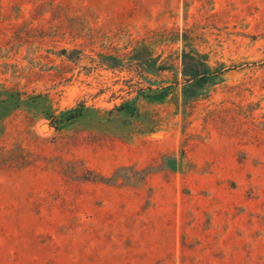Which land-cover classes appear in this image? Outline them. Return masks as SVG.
<instances>
[{
    "label": "rangeland",
    "instance_id": "1",
    "mask_svg": "<svg viewBox=\"0 0 264 264\" xmlns=\"http://www.w3.org/2000/svg\"><path fill=\"white\" fill-rule=\"evenodd\" d=\"M0 264H264V0H0Z\"/></svg>",
    "mask_w": 264,
    "mask_h": 264
},
{
    "label": "trees",
    "instance_id": "2",
    "mask_svg": "<svg viewBox=\"0 0 264 264\" xmlns=\"http://www.w3.org/2000/svg\"><path fill=\"white\" fill-rule=\"evenodd\" d=\"M132 59L143 65L145 71L150 74H156L159 72L171 70V67H168V65L165 62H162L158 65V58L153 57L151 50H149V48L145 44H142L134 49ZM182 60H183V76L186 82L199 83L202 78H205L204 73L209 68L208 66H206L205 55L200 54L199 52L196 51H192V52L184 51L182 54ZM171 88L172 87H167L162 89L161 91L158 90L154 91L153 89L149 88L146 91H141L139 93V96L134 100L132 104L133 111L134 112L137 111L135 104L140 96L144 98H155V97H159V95L165 97L168 95ZM126 109L127 106L122 105L121 107H119L118 111L122 112L125 111ZM83 111H84V107L78 105L77 107L70 110L67 117H65L60 121H57L56 123L72 122L79 118H82ZM53 124H51V127H54Z\"/></svg>",
    "mask_w": 264,
    "mask_h": 264
},
{
    "label": "water",
    "instance_id": "3",
    "mask_svg": "<svg viewBox=\"0 0 264 264\" xmlns=\"http://www.w3.org/2000/svg\"><path fill=\"white\" fill-rule=\"evenodd\" d=\"M44 126H47V127H49L48 125H44ZM44 126H43V127H44Z\"/></svg>",
    "mask_w": 264,
    "mask_h": 264
}]
</instances>
